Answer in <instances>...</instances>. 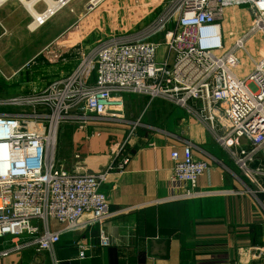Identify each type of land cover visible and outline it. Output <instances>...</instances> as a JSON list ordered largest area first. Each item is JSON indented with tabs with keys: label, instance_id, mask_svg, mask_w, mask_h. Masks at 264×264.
<instances>
[{
	"label": "built area",
	"instance_id": "obj_1",
	"mask_svg": "<svg viewBox=\"0 0 264 264\" xmlns=\"http://www.w3.org/2000/svg\"><path fill=\"white\" fill-rule=\"evenodd\" d=\"M229 8H246L252 21L241 35H230L227 44L222 22ZM160 35L162 43L150 40ZM257 36L264 40V0H168L137 37L109 39L79 54L71 72L37 93L0 97V238L29 236L25 247L47 252L51 264H60L56 246L62 234L101 226L113 216L102 186L110 173H122L129 165L131 156L123 154L126 144L104 169L94 172L79 163L65 169L57 159V143L64 126L83 130L102 122L122 123L127 95L147 97V107L162 100L191 114L244 182L256 189L199 188L198 180L211 164L194 160L193 147L186 144L170 152L173 169L165 201L264 194L262 170L250 168L257 154L264 158V56L257 60L247 50ZM161 45L167 57L157 65ZM29 63L11 75L0 71V76L10 82ZM191 102L200 108H192ZM139 123L129 124L127 139ZM113 243L100 229L98 246ZM77 248L78 259H84L87 245L79 241Z\"/></svg>",
	"mask_w": 264,
	"mask_h": 264
},
{
	"label": "crops",
	"instance_id": "obj_2",
	"mask_svg": "<svg viewBox=\"0 0 264 264\" xmlns=\"http://www.w3.org/2000/svg\"><path fill=\"white\" fill-rule=\"evenodd\" d=\"M92 1L95 0H77L71 9L74 14L72 19L60 14L39 27L36 35L37 39L40 36L43 38L41 46L31 54L26 63L78 28L84 30L82 34L92 31L83 36L84 41H81L82 38L80 40L83 53H89L99 43L109 39L137 37L168 2ZM91 5L96 14L88 13ZM9 8L2 10V15L10 14ZM227 15L231 22L228 23L229 26L234 28L235 21L243 20L245 27L247 26L245 31L250 27L252 19L246 8L227 9L222 31L229 41V36L235 33L228 34L229 30H226ZM243 32L238 31L236 34L241 35ZM163 40L164 35H160L151 41L162 43ZM26 63L3 69L12 74ZM76 64L77 62L75 66ZM19 91L11 90L7 94L14 95ZM155 101L149 105L150 112H147L148 115L144 113L134 134L123 143L126 144L123 154L131 156L129 165L122 173H110L103 183L107 210L113 216L101 226L94 225L80 232L62 234L56 246L60 264H264V194H255L256 197L250 194H233L189 201L164 200L170 194L173 169L170 152L180 150L186 144L192 145L194 160L208 161L211 164V170L199 178V188L213 187L233 192L240 191L243 187L252 192H256V189L244 182L237 166L226 152L185 110L176 107L184 112L179 118L182 121L174 122L170 129L153 127L149 121V113L159 106ZM190 105L194 109L200 108L195 102ZM172 131L177 135L169 133ZM241 144L246 145L244 140ZM107 162L108 156H99L94 161H89L93 165L90 171L104 169ZM250 168L262 170L263 176L259 177V181L264 186V158L257 154ZM128 208L133 210L117 214ZM59 228L54 225L55 230ZM100 229L115 243L106 248L99 247ZM30 240L31 237L26 235L0 238V255L5 251H12L7 256H0V264H51L47 252H37L33 247H25ZM79 241H84L87 245L82 260L78 259ZM15 247L20 249L13 251Z\"/></svg>",
	"mask_w": 264,
	"mask_h": 264
},
{
	"label": "rangeland",
	"instance_id": "obj_3",
	"mask_svg": "<svg viewBox=\"0 0 264 264\" xmlns=\"http://www.w3.org/2000/svg\"><path fill=\"white\" fill-rule=\"evenodd\" d=\"M76 2L77 0H71L68 4L66 3L67 5L60 8L49 21H52L60 14L72 19L74 14L71 9ZM7 8L10 9V14L7 16L6 14L2 15V10ZM34 9L37 13L41 14L47 7L44 2L42 3L39 0ZM5 13L9 12L5 11ZM88 13L96 14L92 10H89ZM228 16L226 18L227 23H225L226 30H229L228 34L245 31L247 26L245 27L243 20L235 21L236 27L234 26L233 28V26H229L228 24L230 22ZM31 23L32 17L17 0H10L4 6L0 7V71L4 75H11V73L10 71L4 70L3 67H13L26 63L29 61L31 54L37 52L41 46L43 38L40 36L38 38L39 40L37 39L36 31L38 28L35 31L29 30L28 27ZM83 31L78 28L63 36L53 46L46 49L38 57H35V60H31L30 63L28 62V66L22 72L19 71L17 76L10 82H6L0 76V97H14L17 95L37 93L54 79L71 72L75 68L78 55L83 53L81 51V38V41H84L83 36L90 34V32L92 33L91 30H88L86 34H82ZM247 50L255 58L264 56V40L262 36L255 37L252 40L251 46L247 47ZM166 57V48L164 45H161L156 58L157 65H161ZM20 88L21 90L19 91ZM11 90L19 92L14 95L7 94ZM126 97L124 120L122 123L102 122L83 130L72 126L61 127L57 143V159L60 165L70 170L79 163L82 169L90 171L93 165H90L89 161H94L99 156H108L107 164L110 162L129 136L132 127L129 124L136 123L138 120L141 121L144 113L146 112L147 114L151 109V106L147 107L149 102L147 97L136 95H127ZM155 102L159 106L153 108L151 110L153 112L149 113V121L153 127L168 130L174 122L182 121L179 118L184 112L168 102L162 100H156ZM169 133L177 135L173 131ZM88 164L90 165L89 169L87 167Z\"/></svg>",
	"mask_w": 264,
	"mask_h": 264
},
{
	"label": "bare ground",
	"instance_id": "obj_4",
	"mask_svg": "<svg viewBox=\"0 0 264 264\" xmlns=\"http://www.w3.org/2000/svg\"><path fill=\"white\" fill-rule=\"evenodd\" d=\"M4 0H0V3H2ZM20 5L30 14V16L33 18V21L31 25L29 26L30 31L36 30L40 24L44 22V20L48 17H50L52 14H54L57 10L62 8L63 6L68 3L70 0H41L42 3L47 6L46 12L44 15L39 14L35 11L34 7L38 3L39 0H17Z\"/></svg>",
	"mask_w": 264,
	"mask_h": 264
}]
</instances>
